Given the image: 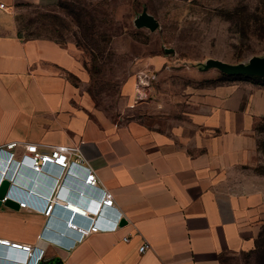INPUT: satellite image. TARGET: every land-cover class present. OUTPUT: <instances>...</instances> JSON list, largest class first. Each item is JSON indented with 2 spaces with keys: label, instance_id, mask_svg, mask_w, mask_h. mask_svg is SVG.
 Segmentation results:
<instances>
[{
  "label": "crops",
  "instance_id": "obj_1",
  "mask_svg": "<svg viewBox=\"0 0 264 264\" xmlns=\"http://www.w3.org/2000/svg\"><path fill=\"white\" fill-rule=\"evenodd\" d=\"M0 1L6 4L0 10V148L14 144L19 160L28 144L41 152L66 145L70 160L80 165L78 174H56L61 170L51 166L54 173L39 175L27 162L13 169V194L41 204L55 186L59 197L49 215L28 203L19 209L2 206L0 239L42 248L38 264H227L257 249L264 227V173L256 170L255 129L264 88L255 76L202 86L210 78L203 75L194 89L180 84L171 92L142 87L135 76L123 90L136 112L100 121L80 86L87 72L74 47L27 35L16 19L20 7L52 9L59 0ZM150 60L148 70L157 80L171 69L162 57ZM148 88L153 97L137 103ZM83 169L95 173V185H85ZM106 191L113 206L97 211ZM69 199L87 209V217L76 211L78 224L111 225L121 216L120 226L78 240L76 231L55 219L72 217L64 207ZM47 202L49 208L52 201ZM144 240L150 249L140 253ZM0 254V264H17L24 253L0 245Z\"/></svg>",
  "mask_w": 264,
  "mask_h": 264
},
{
  "label": "rangeland",
  "instance_id": "obj_2",
  "mask_svg": "<svg viewBox=\"0 0 264 264\" xmlns=\"http://www.w3.org/2000/svg\"><path fill=\"white\" fill-rule=\"evenodd\" d=\"M262 1L59 0L52 9L20 7L15 16L19 26L24 25L27 35L54 37L74 47L87 72L80 86L94 105L95 118L108 122L136 112L131 107L135 102L123 90L124 84L131 78L135 80V76L142 87L153 84V89L158 85L170 92L178 90L180 84H190L194 89L203 75L210 78L206 83L201 82L202 86L211 85L210 81L215 79L222 82L237 78L245 82L243 77L247 76L228 75L218 68L206 73L201 70L210 59L248 63L255 56L264 57V38L253 34L252 29L248 30V37H244L240 24L229 18L236 8L250 13ZM144 12L157 20L156 29L138 26L137 20ZM156 57L164 58L171 65V69L159 74L158 80L147 64ZM255 79L264 88V78ZM130 83L126 84V89ZM152 93L148 88L137 96V103L141 97L151 99ZM151 108L149 104L144 109ZM259 110L263 115L255 129L258 137L256 170L264 173V95ZM227 264H264V247L232 257Z\"/></svg>",
  "mask_w": 264,
  "mask_h": 264
},
{
  "label": "built area",
  "instance_id": "obj_3",
  "mask_svg": "<svg viewBox=\"0 0 264 264\" xmlns=\"http://www.w3.org/2000/svg\"><path fill=\"white\" fill-rule=\"evenodd\" d=\"M6 8V4L4 2L0 1V10H3ZM14 144H10L7 147H1L0 148V161L5 164V166H8L11 168L7 169L6 172H4L5 170H3L2 175L0 177V184L4 179H9L10 181L13 180V173L12 170L14 169L13 166L15 164H17V166L19 165H23V163L27 162L29 167H31L32 171L39 174V175H45V171L49 170L51 172L54 173V170H52L51 166L54 167H58L60 171H55L56 174L62 173L63 170L66 171V173H75L78 174V172H80V165L75 162V161H71L70 157L72 154V149L69 146L66 145H56L54 146L51 151L49 152H41L38 150V146L35 144H28L26 145V151L27 153H23L19 160L16 158L17 154L14 150ZM83 175H84V183L85 185H95L96 184V175L95 173L91 174V170L89 169H83L82 171ZM11 176V177H10ZM51 177V176H49ZM67 177V176H66ZM64 177V179L66 178ZM52 178V177H51ZM54 179V178H52ZM63 179V181H64ZM55 180V179H54ZM59 182V180H58ZM55 189V188H54ZM52 197L56 198L59 197V195H57V191H54ZM51 197V198H52ZM51 198L49 199L50 201H52V204L49 205L48 210H43L44 213H47L48 215L50 214V209L52 208V206L54 205V200H51ZM100 204L97 208V211H99L102 207H107V208H112L113 206V202H114V198L112 196L111 193H109L108 191L104 192L101 197H100ZM7 199L4 198L3 202ZM70 200H67V202H69ZM21 206H26L25 202L21 201L20 202ZM49 204V202H47V205ZM102 206V207H101ZM66 211L70 213V209H68L66 206H64ZM84 208V207H83ZM85 214H83L82 217H87V209L84 208ZM81 214H77V213H73L72 217L69 219V221L73 222V225L69 226L66 225V228L71 230V231H76L77 232V237L78 240H82L85 236H87L88 234L92 233V232H96L99 230H115L120 226V221L119 219L121 218V216H118L117 219V223H113L111 225H101L98 222H90L89 225H80L76 222V218L77 216H80ZM69 226V227H67ZM124 240H129L128 237H125ZM0 245L2 246H9L12 249L15 250H19L21 249L23 253H25L27 250V252H32V249L34 248L32 245H22L19 243H12L10 244V242L8 240H2L0 239ZM14 245V246H13ZM23 248L25 250H23ZM148 249H150V243L147 242L146 240H144L141 245L139 246V252L140 253H144L146 252ZM41 255L38 256L37 260L39 259ZM36 264V263H35Z\"/></svg>",
  "mask_w": 264,
  "mask_h": 264
},
{
  "label": "water",
  "instance_id": "obj_4",
  "mask_svg": "<svg viewBox=\"0 0 264 264\" xmlns=\"http://www.w3.org/2000/svg\"><path fill=\"white\" fill-rule=\"evenodd\" d=\"M137 24L140 27L148 26L153 30L158 27L157 20L146 12L140 15L137 20ZM211 68H218L221 72L233 76L243 75L264 77V57L255 56L248 63H229L219 59H210L207 61L206 64L203 65V69L208 70ZM11 186L12 181H10L9 179H4L0 184V209L2 208V206L15 209L20 208V202L13 198L7 197L8 191L10 190ZM33 191L35 190L33 189ZM6 197L7 199L3 202V199ZM79 207L83 208L81 206ZM55 219L63 228H66V225H68V218H64L63 216L57 215ZM2 257L3 256L0 254V258Z\"/></svg>",
  "mask_w": 264,
  "mask_h": 264
},
{
  "label": "trees",
  "instance_id": "obj_5",
  "mask_svg": "<svg viewBox=\"0 0 264 264\" xmlns=\"http://www.w3.org/2000/svg\"><path fill=\"white\" fill-rule=\"evenodd\" d=\"M78 20L80 16L77 14ZM230 20L235 21L236 24H240L242 27V35L248 37L249 29L253 30V34H256L260 38H264V0L260 3L258 7L255 8L253 12L247 13L243 9L236 8L232 13H230ZM251 77V76H247ZM258 78H264L261 76H256ZM264 228L261 230L258 240L257 249H262L264 247Z\"/></svg>",
  "mask_w": 264,
  "mask_h": 264
},
{
  "label": "bare ground",
  "instance_id": "obj_6",
  "mask_svg": "<svg viewBox=\"0 0 264 264\" xmlns=\"http://www.w3.org/2000/svg\"><path fill=\"white\" fill-rule=\"evenodd\" d=\"M233 77V76H232ZM3 162V161H2ZM1 161H0V177H1V175H2V172H3V170H5L4 172H6V170L7 169H10L11 168V166L13 165H10V167H8V166H5V164H3ZM27 166V165H26ZM17 167H18V170H19V168H21V165H19V166H17V164H15L14 166H13V168L14 169H17ZM28 167H29V165H28ZM31 168V167H30ZM13 171V170H12ZM54 180V179H53ZM54 182H55V180H54ZM44 187V186H43ZM46 188V187H45ZM44 188V190H46ZM50 188V187H49ZM54 188H55V186H54ZM54 188H52V191H53V189ZM52 191H51V193H52ZM42 194V193H41ZM15 198H18L17 196H14ZM52 196L49 194L46 198V200L44 199V200H42V198H38V199H40V200H42L41 202V204H33L31 201H26L27 203H29V206L30 205H34L36 208H38V209H40V210H48V207L46 206L47 205V201L51 198ZM55 199L56 198H54V197H52L51 198V200H54L55 201ZM70 200V199H69ZM39 203V202H38ZM54 206V205H53ZM53 206H52V208H53ZM66 206L70 209V210H74V211H78V212H80V213H83V214H85V211H84V209L83 208H80L79 206H77V205H75L73 202L72 203H70V202H66ZM52 208L50 209V213H51V210H52ZM67 215H68V213H67ZM70 218V217H69ZM68 225L69 226H71V225H73V222H71V221H68ZM69 226H67V227H69ZM47 237H50V238H52L51 236H47ZM52 239H54L55 241H61V239L60 238H55V237H53ZM11 244V243H10Z\"/></svg>",
  "mask_w": 264,
  "mask_h": 264
},
{
  "label": "clouds",
  "instance_id": "obj_7",
  "mask_svg": "<svg viewBox=\"0 0 264 264\" xmlns=\"http://www.w3.org/2000/svg\"><path fill=\"white\" fill-rule=\"evenodd\" d=\"M11 190H12V186H11L10 190L8 191L7 197L13 198V199L17 200L18 202L23 201V202H25V203L27 204V202H26L25 200H23V199H24L23 196H19V195L13 194V192H12ZM53 193H54V191H53ZM57 195H59V193H57ZM14 196H17L18 198H15ZM26 200H27V199H26ZM28 204H29V203H28ZM75 205H76V204H75ZM47 206H48V205H47ZM77 206H78V205H77ZM74 212L76 213V211H74V210H70V213H71V214H73ZM40 249H42V248L34 247V248L32 249L31 254L28 256V255H27V254H28L27 250H25V249L23 248V250H25L26 252L23 254V256H21V257L19 258L18 261H16V263H17V264H35V263L38 264V262H39V261L43 258V256H44V253H43ZM42 250H43V249H42ZM39 255H41V256H40L39 259L37 260V258H38Z\"/></svg>",
  "mask_w": 264,
  "mask_h": 264
}]
</instances>
